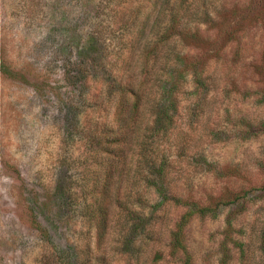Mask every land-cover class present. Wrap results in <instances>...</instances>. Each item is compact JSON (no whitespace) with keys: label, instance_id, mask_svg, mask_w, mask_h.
I'll return each instance as SVG.
<instances>
[{"label":"rangeland","instance_id":"374dc122","mask_svg":"<svg viewBox=\"0 0 264 264\" xmlns=\"http://www.w3.org/2000/svg\"><path fill=\"white\" fill-rule=\"evenodd\" d=\"M187 258L264 264V0H0V264Z\"/></svg>","mask_w":264,"mask_h":264},{"label":"trees","instance_id":"16d2710c","mask_svg":"<svg viewBox=\"0 0 264 264\" xmlns=\"http://www.w3.org/2000/svg\"><path fill=\"white\" fill-rule=\"evenodd\" d=\"M164 67L166 68V65H164ZM118 86H119L120 90H119V94L117 95V97H115V100H116L115 105L120 106L123 111H124V109L126 110V113L128 115L122 119H124L123 120V121H125L124 123H128V122H131V120L133 118L130 116V112L132 113L133 111H136L139 108V106L141 105L140 98H141V95H143L141 92L142 87H141V84H138V83L135 84L134 81L132 82L129 80H126V81L122 80ZM130 97H131V99H130ZM151 102H152V100H151ZM162 103L165 104V102H160V100H158V101L152 102L151 105H153L154 108H158L162 105ZM154 123H155V120H154ZM197 209H198L197 211L204 212V210L209 209V208H197ZM200 209H202V210H200ZM191 213H193V210L186 212L183 215V217H181V219L177 222V228L173 232L172 238H171V246L173 249H176V250L177 249H184V243H183V239H182L183 238L182 229H183L188 217L191 215ZM186 263L190 264V261L188 258L186 259Z\"/></svg>","mask_w":264,"mask_h":264}]
</instances>
